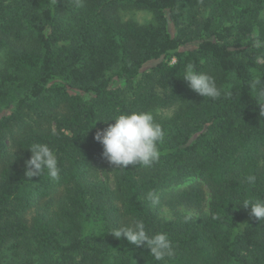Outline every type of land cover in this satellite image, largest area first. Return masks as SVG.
<instances>
[{
    "label": "trees",
    "instance_id": "trees-1",
    "mask_svg": "<svg viewBox=\"0 0 264 264\" xmlns=\"http://www.w3.org/2000/svg\"><path fill=\"white\" fill-rule=\"evenodd\" d=\"M203 1L0 0V248H28L31 264H264V219L239 207L264 200V0H220L230 24L207 38L193 16ZM131 11L152 13L155 24L121 19ZM191 42L195 49L176 50ZM169 54L173 64L140 73ZM189 63L215 78L219 98L190 90ZM159 110L171 115L156 121L164 131L156 163L118 169L103 158L94 136L111 117ZM34 143L56 155L57 178L25 176ZM94 164L110 167L113 189L93 178ZM204 187L207 215L155 214L158 198L171 209L199 207ZM133 220L166 233L174 256L157 261L111 234Z\"/></svg>",
    "mask_w": 264,
    "mask_h": 264
},
{
    "label": "clouds",
    "instance_id": "clouds-1",
    "mask_svg": "<svg viewBox=\"0 0 264 264\" xmlns=\"http://www.w3.org/2000/svg\"><path fill=\"white\" fill-rule=\"evenodd\" d=\"M260 47V42H256ZM185 81L193 92L204 98L215 100L221 96L215 78L205 72L196 71L194 65L189 63L183 75ZM259 81L254 82L253 87ZM258 97L264 99V89L258 91ZM264 115V104L260 106V116ZM114 121V123H107ZM107 127L96 131L94 140L102 146V156L111 165L118 169H125L129 165L151 167L156 163L161 152L159 145L163 142L164 131L156 122L150 111H131L111 117ZM31 157L25 161V176L35 177L47 170L52 178L59 173L57 157L52 149L44 143H34L30 147ZM254 177H248L249 183ZM152 199L154 194L149 193ZM155 202V200H153ZM239 207L249 210V214L259 221L264 219V200H244ZM111 234L117 238H125L134 246H145L150 249L151 256L157 260L174 256L175 250L166 233L149 234L141 220H133L128 224H118L112 228Z\"/></svg>",
    "mask_w": 264,
    "mask_h": 264
},
{
    "label": "rangeland",
    "instance_id": "rangeland-1",
    "mask_svg": "<svg viewBox=\"0 0 264 264\" xmlns=\"http://www.w3.org/2000/svg\"><path fill=\"white\" fill-rule=\"evenodd\" d=\"M220 0H204L200 6H198V9L195 8V14L193 16L196 20H198L199 23L202 24V36L207 38L209 37V34L216 31V29H219L222 26H227L230 24V19L232 18V15L230 16H222L221 12H219L216 9V6ZM165 15L169 18L171 15L169 11L165 12ZM223 15V14H222ZM120 16L122 20H131L139 25H154L155 24V18L152 13L148 11H131V12H120ZM259 19L264 21V6L260 10L259 13ZM166 32L170 37H174L175 35V27L173 26V22L171 19L168 20V22L165 25ZM255 32L251 34V37H254ZM210 39H215L210 37ZM230 41H232L230 39ZM247 40L246 42H248ZM198 45V42H191L186 44H180L177 46V51L181 52H187L195 49ZM170 55V54H169ZM166 55L160 59V61H151L146 64H144L141 68L140 73L144 74L149 71H151L152 67L158 63V62H169L170 64L174 63V59L172 58V55ZM169 56V57H168ZM258 58V57H257ZM257 58H255L257 60ZM5 61V55L4 52H0V68L4 66ZM117 86H123V81H119L116 85ZM21 116L24 120L27 122L32 123L34 121L35 115L31 111L24 109L20 112ZM154 115L155 120H164L170 117L171 112L170 111H154L152 112ZM260 165H264V155L260 158ZM93 178L97 181H100L103 183L106 187L109 189L114 188L113 178H112V172L110 170L109 166H104L100 164H94L93 165ZM189 183H186L183 186L188 185ZM168 189H165L164 192L168 193ZM204 200L201 203L199 207H185V206H177L174 209L169 208L164 204V201L162 198H158L154 204V211L155 214L164 220L172 221L175 218V215L177 213L188 215L191 217H200L205 216L208 213V203L210 201V193L207 188L204 187ZM160 193V192H159ZM36 256L30 255L28 252V248L21 247L19 251L14 252L9 248V244H6L4 247L0 248V264H31L36 260Z\"/></svg>",
    "mask_w": 264,
    "mask_h": 264
}]
</instances>
